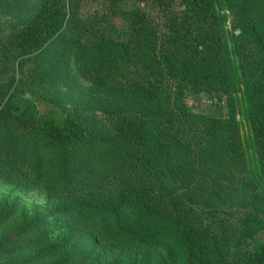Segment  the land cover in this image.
Wrapping results in <instances>:
<instances>
[{
  "label": "trees",
  "instance_id": "obj_1",
  "mask_svg": "<svg viewBox=\"0 0 264 264\" xmlns=\"http://www.w3.org/2000/svg\"><path fill=\"white\" fill-rule=\"evenodd\" d=\"M81 1L41 0L12 35L13 50L26 59L80 19L75 25L95 68L115 77L127 94L158 103L161 116L111 115L106 137L94 133L73 108L47 98H40L47 102L40 107L34 98L6 90L0 91V117L46 135L59 151L60 179L73 193L83 186L74 169L77 146L122 141L136 153L143 169L137 178L110 193L78 196L67 207L98 220L112 237L142 244L164 234L189 264H264V49L257 44L262 36L256 24L264 34V0H98L87 14L78 10ZM217 1L234 15V28L201 39L203 27L224 26ZM9 48L5 43L6 53ZM188 92L217 94L227 104L195 111L200 104L187 105ZM173 152L200 169L199 180L253 190L261 200L200 213L181 180L158 189L172 175Z\"/></svg>",
  "mask_w": 264,
  "mask_h": 264
},
{
  "label": "rangeland",
  "instance_id": "obj_2",
  "mask_svg": "<svg viewBox=\"0 0 264 264\" xmlns=\"http://www.w3.org/2000/svg\"><path fill=\"white\" fill-rule=\"evenodd\" d=\"M40 2L0 0V91H18L34 98L40 107L47 103L40 98H47L73 108L94 133L106 137L111 115L135 111L147 117L161 116L158 103L127 94L115 77L109 78L95 68L83 32L75 25L80 19L72 20L46 46L21 60L10 39L36 13ZM97 3L82 0L78 10L87 14L99 6ZM215 6L224 26L203 27L201 39L215 38L226 27L234 28L235 17L226 3L217 1ZM256 24L262 36L257 44L264 49V34ZM5 43L10 44L8 53L3 49ZM186 97L187 105L200 104L195 111L210 112L219 103L227 104V98L217 94L188 92ZM122 145L120 141L113 146H77L74 169L83 186L73 193L60 179L59 151L46 135L0 117V264H24L27 260L28 264H189L176 241L164 234L150 235L142 244L123 242L105 232L98 220L67 211L78 196L110 193L142 174L136 153ZM197 168L186 156L173 152L172 175L158 189L166 191L171 179L176 185L181 180L184 189L199 202L200 213L245 206L252 198L253 203H259L260 197L253 190L199 180L202 172ZM20 228H24L22 233L13 238Z\"/></svg>",
  "mask_w": 264,
  "mask_h": 264
}]
</instances>
